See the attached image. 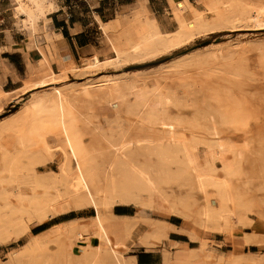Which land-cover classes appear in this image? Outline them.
<instances>
[{"label":"bare ground","instance_id":"1","mask_svg":"<svg viewBox=\"0 0 264 264\" xmlns=\"http://www.w3.org/2000/svg\"><path fill=\"white\" fill-rule=\"evenodd\" d=\"M26 1L39 7L37 0ZM195 3L201 4L202 9L199 10L194 3L186 1L170 2L175 27L172 32L165 33L164 29L150 14L146 0H137L133 5V12L138 16L134 24V35L132 38L125 37L122 40L109 41V50L113 57H109L107 54L103 55V60L93 57L90 60H84L82 67L78 68L71 65L59 74H54L50 70V66L46 65V72L43 73L46 74L40 78L38 77L33 85L38 87L57 85L51 87L54 90L53 93L44 95L25 105L20 111L12 113L9 115L8 121L0 122V199L2 202V205L0 204V222L2 224L5 222L11 227L14 222V225L21 223L25 229H28L32 223H42L50 217L68 211L86 207L94 210V214L88 219L73 218L44 232L31 234L30 239L21 247L22 253L20 256L23 258L15 264H26L22 260L26 257L31 260L30 257L33 252H38L42 256L44 264H134L125 255V251L129 249V242L135 241V244L148 249L167 239L170 228L167 226L166 221L150 219L141 216L140 213L138 216H118L112 212L115 205H134L138 206L139 209L141 207L148 208L166 216H178L186 224H199L203 229L210 225L218 232H228L234 224L233 221L241 224L245 223V218L240 213L237 214L232 207L242 209L250 206V204L252 205L251 198L255 197L254 194L251 193L250 197H246L244 196L246 187L241 191L239 184L232 180L227 178L218 180L213 176L211 164L214 161L222 162L224 176L230 173L229 167H227L228 161L224 157L223 160L221 158L222 151L229 144L228 137L221 125L217 126L212 122L214 120H212L211 115L212 117L218 116L215 115L217 112H214V115L212 114V109L215 108L208 106L210 100L213 102L212 97L208 99V104H206L208 100L205 97L204 100L202 99L203 101L197 99L198 102L200 101L199 103L196 101L194 104L186 105L182 102V98L190 99L191 96L196 98L194 95L198 91L200 92V89H198L193 95V90H191L193 92L185 90L180 97L181 101L174 95H164V97L155 100L151 96L158 93V83L147 90L144 85L130 81L117 82L110 86L95 85L83 91L87 100L105 101L102 102L103 104L106 102L111 103V107L116 114L122 112V115H124V112L128 116L133 111L139 112L140 109L144 113H140V115L137 113L136 116L142 115L138 118H142L140 122H143V124L159 123V125L167 128L173 127V125L185 124L188 127L194 126L200 129L209 137L207 143L204 144L208 155L202 157V149L198 148L199 145L197 146V143L195 144L192 140V136L190 137L187 133L175 137L163 136L161 139H153L140 134V136L135 135L134 138H131L130 135L133 133L127 135L126 132L121 131L123 129L121 127L122 129L119 130L117 138L113 139L88 131L93 134V136L91 135V143L88 146L83 145L78 140L79 134L76 136V133L72 131V128L73 130L75 128L72 125L74 123L80 125L85 123V126L89 128L86 123L90 122L91 117L88 118L91 115L90 108L86 107L87 109H84V112L87 111L90 114L85 113L87 116H85V119L89 121L85 122L84 117H82L84 114L82 115L80 110L86 100L83 103L79 102L82 107L79 106V103L77 105L76 102V99L81 95V91L69 92L61 89L65 83L62 82V79H64L66 70L92 69L114 60L143 57L157 51L159 48L176 47L204 32L231 30L241 25V23H249L248 26H255L256 23L258 24L261 20H264V9L258 10L254 7H247L237 0H195ZM21 4L26 9L25 13L18 11ZM15 10L17 13L25 15V20L22 23L24 26L28 24L29 31H32L33 23L37 19L33 9L21 0L19 2L17 0ZM125 23L124 20L121 22L122 25H125ZM100 26L106 30L108 23H100ZM9 72L7 68L3 70L4 74ZM210 89L212 91V88ZM204 90L206 91V89ZM214 91L216 90L214 89ZM216 92H213L212 95ZM0 94L3 93L0 91ZM200 95L198 93V96ZM203 96L205 95L203 94ZM219 98L221 97L219 96ZM189 99L187 100L189 101ZM171 103L175 104L172 106L178 111L183 106H186L185 109H189L188 107L194 108L189 121H184L185 118L179 119L181 116L177 120L174 119V122L171 119L169 120L170 116L167 115L168 118L164 117L166 113H162L163 109L168 108V104L171 105ZM189 103H191V100ZM176 106L180 108L177 109ZM29 108L52 111V123L59 128L60 132L56 142L57 144L62 142L61 150H59V146L55 145L56 149L61 151L62 157L56 171L45 169L39 173L36 172L34 165H45L46 160H48L45 155L48 157L47 153H49L51 145L45 148L44 146L47 144L43 145V142V152L33 155L32 153L35 151L32 153L28 151L29 146H31L29 143L31 140H28V137L31 134L28 135L26 131V133H21V129V132L18 130L19 132L16 133L13 131L11 136L9 134L10 140L8 141L10 145L7 144L8 147L1 142L5 131H11L13 128L16 131V126H18L17 129L22 128L23 122L19 119ZM217 109L216 111H218ZM210 110L212 111L208 113L207 111ZM159 111L161 112L160 116H158ZM164 111L166 112V109ZM136 112H133L132 116ZM115 117H112L114 120L110 119V123L117 119ZM219 118L217 119L219 120ZM226 120H228L227 117ZM231 120L229 122L223 121L227 125L228 123L234 125L235 122L233 121H237L232 120L230 122ZM18 121H20V127ZM241 122L245 124V121ZM122 124L119 125L122 126ZM124 124L126 123L124 122ZM132 124H128L127 128L132 129V127H129ZM236 125L240 126L241 124L239 122ZM82 128V131L85 132L86 128ZM225 129L227 130V128ZM55 146L53 149H55ZM5 147L10 148V150ZM51 153L52 150L49 154ZM31 154L34 159H32ZM21 157L29 159L27 166L22 167L18 164ZM259 159H262L261 156ZM166 160L169 162H166ZM170 160H173L172 165L175 164L174 169L168 168L164 164L171 163ZM262 162H264V159H262ZM257 163L259 164L258 161ZM261 163L260 167L264 165ZM259 170L261 176L264 170ZM259 170L257 169V172ZM256 177L254 181L257 180ZM260 181L262 182L260 183L262 188L258 183L260 188L257 187V191L260 189L261 192H264L262 190L264 189V181ZM247 182L246 185H249ZM251 183L249 186H251ZM198 195L200 198L203 196L204 199L199 200ZM211 198L216 201V207L211 204ZM6 212L8 216H5ZM2 216H5L7 220H1ZM250 227L253 228L254 233L251 235L243 234L241 245L237 248L247 245L262 246V240L257 232L259 226L251 225ZM177 231L185 234L184 229H177ZM89 233L99 243L93 242L78 246V249L75 248V241L82 240L83 235ZM187 235L191 241L197 243V246L191 248L187 244L170 243V248H163L161 252L163 253L161 264H264V252L250 251L243 254L211 256L203 251L204 244L197 233L192 232ZM53 240L56 241L55 252L53 256L47 255L46 245ZM12 261L13 259H10L3 264H14Z\"/></svg>","mask_w":264,"mask_h":264},{"label":"rangeland","instance_id":"2","mask_svg":"<svg viewBox=\"0 0 264 264\" xmlns=\"http://www.w3.org/2000/svg\"><path fill=\"white\" fill-rule=\"evenodd\" d=\"M237 1L246 5L247 7H254L258 10L264 9V0ZM194 4L196 5L197 9H202L201 4H197L195 3V1ZM137 17V14L133 12V5H131L125 8L123 7L117 9L114 18L107 22H101L99 20L100 32L99 42L97 46L100 60H103L102 58L104 54H107L109 57H113L110 53L111 51L109 50L110 40H122L125 37H133L134 24L136 23ZM123 20L126 21L125 25L121 24ZM100 23H108L107 29L104 30L103 28H101ZM246 24L247 23H241V25L231 30L204 32L192 37L191 39L185 41L184 43L176 47L159 48L157 51L152 52L151 54H148L143 57H136L133 59H122L119 61L114 60L109 63L101 64L92 69H80L75 71L66 70V73L64 74V79H62V82L65 83L61 87V89L68 90L69 92H72L74 90H77L79 92L81 91V95L78 99H76V102L77 105L80 104V107H82L83 105L84 108L82 107V109H78H81L80 112H82V115L84 114V116L82 117H84L83 119L85 120V122L90 121L91 123H86L89 128L85 126V123H83L84 125L81 122V125L79 123H74L75 125L73 124L72 127L75 128L74 130L72 128V131L76 133V136H78L77 134H79L78 140H80L83 145L85 144L86 146L91 143V137L93 136V134L90 133L92 132H95L94 134L105 135V137L107 138L112 137L113 139L117 138L119 130L123 128L124 130L122 129L121 131L126 132L125 134L128 135L133 133L131 135L134 136L132 137L130 135L131 138H134L135 135H147L153 139H161V137L163 136L175 137L180 135H186L187 133L190 137L192 136L193 139H191L194 141V143H197V146L199 145L198 148L202 149V157L208 155L204 144L207 143L209 137H207L204 132H202L200 129L194 126H189V128L185 124L173 125V127L169 128L159 125V123H156L157 125H149L145 123V125L143 124V122H140L142 118H138L142 115L136 116L137 113H139V115L140 113H144L140 109L139 112L133 111L136 112V114H134L133 116V112L130 113V115L128 116L124 112V115H122V112L116 114L114 113L115 110L111 107V103L109 102L103 104L102 102L105 101L85 99L86 96L84 95L83 91L84 89L89 88L91 86L101 84L110 86L117 82L123 83L126 81H130L138 82L142 86L144 85L147 90H150L151 87L155 85V83H158V93L151 96L155 100L164 97V95H174L177 97V99L179 98L178 100H180V97L182 96V93L185 90H188L190 92L194 91V93H192L193 95L198 91V89H200L201 93L198 91L194 95V97L196 98H192L191 96L190 99L187 98L189 99V101L186 98H182V102L186 105L194 104L197 99L201 101L202 99L204 100V97L207 100L209 98L211 99L212 97L213 102L212 100H210L211 102H209V100L206 102V104H208V102L209 104H211H208V106H211V108H215L212 109V114L214 115L217 112L218 114L216 113L215 115H218L219 117H225H221V119L218 116L212 117L211 115V118H213L212 120H214L212 122L215 123L217 126L221 125L222 128H224V131H226L225 134H227L228 137L227 141L229 144H227V148L222 151L223 156L221 155V158L223 160L224 157L228 161L227 167H229L228 170L230 173L229 175L224 176V171L221 165L222 162L214 161V163L211 164V167L213 169V176L216 177L218 180L222 178L230 179L233 182L239 184V189H241V191L243 190V188L246 187L244 191V196L250 197V195H252L251 193H253L255 197L251 198L252 205L250 204V206H247L242 209L232 207L237 214L240 213L245 218V223L241 224L236 223V221H233L234 224L231 226L232 229L230 228L228 232H218L210 225L207 226V228L203 229L202 226H200L199 224H186L181 218L183 222V226L181 228L184 229L185 235L188 237L187 234L189 233H197V235L199 236V238H201L204 244L203 251L211 256H218L220 254H243L245 252L247 253L252 251V249L256 250V252H264V197H262L264 196L262 195L264 194V192H261L260 189L259 191H257V187H259L261 185L260 183H262L260 180L264 181V178H262L264 177V175H262V173L264 172H262L260 176L259 170H264L262 169L264 168V165H261V167L259 166L262 162V159H264V20H261L258 24L256 23L257 25L255 24V26H248L249 23L247 25ZM30 40H32L31 36ZM47 40L49 41L48 38ZM40 51L42 50L40 49ZM82 62L73 64L75 67L80 68L84 64V62ZM56 63L59 67V73H61L65 66H62L59 60H57ZM40 64L41 63L39 62L37 66L29 65L27 67V73L23 78V87L19 91L11 95L0 94V122L8 121L10 118L9 115H11L12 113L20 111L21 108L25 105L36 101L38 98L44 95H49L53 93L54 90L51 89V87L57 85H49L45 87H38L33 85V83L38 80V77L40 78L46 74H43L44 72H46V67L43 68L42 66H40ZM47 64L50 66V61H47ZM29 67L33 68L35 72L34 76L28 75ZM57 84L60 85L59 83ZM210 88H212L213 92L217 91L218 93H214V95L216 94L215 96L212 95L213 92ZM201 89H206V91L204 90L206 93H203V90ZM214 89L216 91H214ZM198 93L201 94V97L198 96ZM202 93L205 96H203ZM206 95L209 96L207 97ZM219 96L221 98H219ZM191 98L193 100L195 99V101H193ZM190 100L191 103H189ZM9 101H11V103H8ZM184 101L187 102L185 103ZM79 102H84L85 104L83 103L81 105V103ZM199 102L197 101V103ZM172 105L174 106L175 104H168V108H164L166 109V112L163 109L162 113H166V116L164 115V117L168 118V116H170L171 118L169 117V120L171 119L172 122L177 120L179 116H181L179 119L185 118L184 121H189L190 117H192L194 108L191 107V109L190 107H188L190 109L189 110L187 108L185 109L186 106H183L182 108L185 109L183 110L182 108L176 106L177 109H181H179V112ZM86 107L90 108L89 110L92 116L87 111L84 112V109H87ZM216 108H218V111H216ZM212 110L207 112L209 113ZM85 113L87 115H90L88 116V118L91 117L89 121L85 119ZM159 113L160 114H158V116L161 115L160 111ZM51 115V110L48 111L47 109L37 110L29 108L25 112V114L21 116L22 118L24 117L23 120L22 118L19 119L23 122V124L21 122L22 128L17 129L18 126H16V131L14 130V128L11 131L7 130L5 131V135L3 133V136L1 138V142L5 146L7 144L10 145V142L8 140H10L9 138L13 134V131L14 133L19 131L21 132V129V133H24L26 131L28 135L31 134L29 136L31 138L28 137V140H31V142L29 141L31 146H29L28 151L30 153L35 151L36 153H32L33 155H36L39 152H43L42 147L43 145H45V143L47 144L44 146L45 148L51 145V147H49V150H52V153L49 154V151V153H47L48 157L47 155H45L46 153L44 154L46 156L45 158L48 159L46 160L45 165H34V168L38 173L40 171H44L45 169H51L53 171H56L62 158L61 151H58L56 149L59 146V150H61L62 145V142H60L61 144L59 142L57 144L56 142V140L58 141L60 135L59 128L52 123ZM113 116L115 117V119H117L110 123L111 120H114V118L112 119ZM120 117L121 119H119ZM226 117L228 120H226ZM229 117L231 118L229 119ZM217 118H219V120ZM231 119L237 121H245V124L244 122L242 123L241 121H239L241 125L237 126L236 124H238L239 122L233 121L235 122L234 125H231L232 123H228L227 125V123L223 121L225 120L226 122H229V120ZM122 120L126 124L128 121L129 125L133 123L132 126H129L132 127V129H128V124H124V122H121ZM232 120L230 122H232ZM20 121H18L19 127ZM119 124H122V126ZM138 124H142L144 127L142 125H140L139 127ZM82 127H84V129L86 128L85 132L82 131ZM87 128L90 130H88ZM225 128H227V130ZM127 129L129 130L128 132L126 131ZM80 131H82L83 134L80 133ZM52 145H56L57 147L55 146V149H53L54 146ZM7 150H10V148H7ZM32 154L31 157L32 159H34V156ZM260 156L262 159H259ZM257 161L259 162V164L257 163ZM166 162L169 161L166 160ZM172 163L173 160L171 161V163L164 164L168 168L170 167L171 169H174L175 164L172 165ZM18 164L22 167L27 166L29 164V159L21 157L18 160ZM261 164H264V162H262ZM255 167L259 170L258 172ZM254 170L255 172H253ZM252 174L253 176H251ZM254 175H256L257 177ZM249 176L251 177L248 178ZM255 177L257 179L256 181H254ZM259 177H261L262 179ZM246 179L252 182L251 186H249L250 182H247L248 180ZM245 181L249 185H246ZM253 184L255 187L253 186ZM252 189L253 191H251ZM209 193L210 192L208 191V194ZM202 197L203 196H201L200 198V196L198 195L199 200H203L204 197ZM211 202V204L216 207V201L212 200L211 198ZM0 204L2 205L1 199ZM132 207L135 211V216H138V214L140 213L141 216H145L150 219H159L163 221L166 220L162 218L169 217L164 214L157 213L156 211H153L148 208L141 207L139 209L138 206L134 205H132ZM69 213H75L77 216L85 214L90 215L88 217H81L84 219H88L94 214V210L90 207H86L83 209L66 212V214ZM7 214L8 213L6 212L5 216H8ZM5 216H2L1 220H7ZM32 224L34 225L35 223ZM32 224H30L28 229H25L21 223H16L14 226L12 225L10 227L9 225H7V223L4 222L2 224V222H0V264L8 262V260L10 259H13L12 262L15 264V262L18 263L19 259L23 258L22 256H20V254L22 253L21 247L31 237L32 233L30 232V230ZM249 225L259 226V231L257 232L260 236V239L262 240V246L247 245L241 246V248H237L241 245L242 237L244 236L243 234L251 235L254 233L253 228H251ZM83 239H80V241H75V248L78 249L84 244H89L93 242L99 243V241L96 240L95 237H92L90 233L84 234ZM55 243L56 241L53 240L52 242L46 245L47 255L53 256L56 249ZM161 243L162 242H158V244ZM127 252L128 250L125 251V255L127 254ZM30 258L31 260H28L26 257L22 261H24L26 264H44L43 258L38 252H33Z\"/></svg>","mask_w":264,"mask_h":264},{"label":"crops","instance_id":"3","mask_svg":"<svg viewBox=\"0 0 264 264\" xmlns=\"http://www.w3.org/2000/svg\"><path fill=\"white\" fill-rule=\"evenodd\" d=\"M21 1L33 9L37 18L32 31H29L28 24L24 26L22 23L25 15L15 10L17 0H0V91L6 95L14 94L23 87V78L29 65L37 66L40 62V66L47 68L46 62L50 61L51 71L59 74L57 60L68 68L73 63H81L93 57L99 59V20L107 22L113 19L117 9L134 5L137 0H37L39 7L26 0ZM184 1L194 3L195 0H146V5L165 33H170L175 26L170 2ZM5 68L10 71L8 74L3 73ZM34 73L33 68L29 67L28 75L34 76ZM112 211L123 217L136 215L132 205H115ZM64 215L66 213L32 224L30 232H44L64 222L60 219ZM88 216L85 214L77 217ZM162 219L166 220L170 228L167 239L148 249L135 244V241L129 242L126 255L132 263L161 264V252L163 248H170V243L187 244L191 248L197 246L195 241L177 231L183 229L180 217L170 215Z\"/></svg>","mask_w":264,"mask_h":264},{"label":"trees","instance_id":"4","mask_svg":"<svg viewBox=\"0 0 264 264\" xmlns=\"http://www.w3.org/2000/svg\"><path fill=\"white\" fill-rule=\"evenodd\" d=\"M76 217H77V215L75 213H69V214H66V215L60 217V219L65 220V221H68V220L73 219V218H76ZM54 221L55 220H53L51 222H54ZM255 251L256 250L252 249L251 252H255Z\"/></svg>","mask_w":264,"mask_h":264},{"label":"clouds","instance_id":"5","mask_svg":"<svg viewBox=\"0 0 264 264\" xmlns=\"http://www.w3.org/2000/svg\"><path fill=\"white\" fill-rule=\"evenodd\" d=\"M18 2H19V0H18ZM18 11H20L21 13H25L26 12V9L23 6V4H21V6L19 7Z\"/></svg>","mask_w":264,"mask_h":264}]
</instances>
